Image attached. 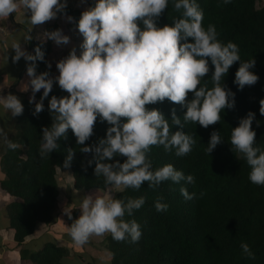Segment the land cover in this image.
Segmentation results:
<instances>
[{"label": "clouds", "instance_id": "1", "mask_svg": "<svg viewBox=\"0 0 264 264\" xmlns=\"http://www.w3.org/2000/svg\"><path fill=\"white\" fill-rule=\"evenodd\" d=\"M85 2L80 0L81 4ZM223 3H231V0H223ZM67 7L68 0H0V20L23 9L24 14H30L27 17L32 28L57 19L58 14L72 21L73 17L67 16ZM168 7L169 0H96L94 6L81 13L77 24L83 37L79 55L73 47L67 57L60 59L56 63L57 76L51 75L52 65L45 61V52L40 46L33 55L20 42L12 45L14 63L21 58L32 62L27 67L32 92L29 103L43 90L40 102L35 103L34 115L44 110L43 101L54 84L68 93L49 100V112L55 116H52L51 127L43 129L39 149L42 158L58 150L57 141L67 139L69 129L76 143L85 145L94 135L99 120L110 125L106 136L92 146L81 147L80 151L93 154L88 165L95 162V176H103L110 189L139 190L145 182L151 189L165 181L195 184L193 175L185 176L172 164L153 170L149 155L153 146H163L166 152L175 150L177 157L188 155L196 144L195 138L184 131L172 132V126L182 129L184 124L191 123L207 129L220 123L223 110L235 107V93L223 81L237 61L240 64L234 83L240 90L254 86L259 76L252 71L255 58L241 61L237 44L221 42L215 25L205 28L204 12L196 0H172V7L181 14L180 18L159 27L157 22ZM43 35L60 48L71 43V38L60 28ZM31 39L29 35L25 41ZM37 60L45 62L49 70L37 74ZM210 71L211 89L205 82ZM189 94L192 95L190 100ZM166 100L186 108L183 123L174 109L170 126L160 110L148 107ZM0 106L12 117L24 111L20 99L13 94L0 96ZM259 112L264 116V100L260 101ZM254 119L255 113L249 112L232 128L230 144L238 158L245 159L250 166L249 180L264 186V149L257 146L256 132L252 128ZM0 142L7 143L11 150L19 147L8 139L4 127H0ZM223 142L219 131H213L206 154L210 155ZM74 157L75 151L68 149L65 168L71 166ZM117 157L125 158L124 162L115 159ZM180 192L186 200L195 197L187 188L181 187ZM161 200L157 199L155 209L167 212L169 205ZM145 202L144 196L117 199L112 190L102 195H84L81 214L71 223L69 235L80 247L93 237L104 235H110L117 242L130 238L136 243L142 236L140 225L135 219L125 217H132ZM67 214L72 219L71 214ZM240 247L244 256L255 259L247 243L242 242Z\"/></svg>", "mask_w": 264, "mask_h": 264}, {"label": "trees", "instance_id": "2", "mask_svg": "<svg viewBox=\"0 0 264 264\" xmlns=\"http://www.w3.org/2000/svg\"><path fill=\"white\" fill-rule=\"evenodd\" d=\"M260 1L263 0H231V3L224 4L223 0H196L204 12L205 28L213 24L221 42L237 44L241 61L255 58L256 65L252 71L259 76V80L254 86L240 90L234 83L240 64L237 61L223 81L235 93L234 109L223 110L220 123L207 129L191 123L184 124L182 129L172 126V132L184 131L195 138L192 152L177 157L175 150L166 152L163 146H153L149 154L153 170L172 164L185 176L193 175L195 184L165 181L156 189H151L145 182L139 190L117 192L114 195L117 199L144 196L146 202L132 217H125L126 220L135 219L140 225L142 236L138 242L132 243L130 238L117 242L110 235L105 236V245L111 256L109 264H264V186L249 180L250 166L245 159L238 158L230 144L232 128L253 112L252 128L256 132V143L264 149V116L259 112L260 101L264 100V5ZM95 3L96 0L88 1V8ZM84 10L68 5L66 12L73 17L74 26L77 27ZM180 15L174 11L172 0H169V7L158 20V26L171 24ZM35 64L37 74L49 70L43 61L37 60ZM210 76L211 71L205 77L209 89L213 87ZM42 94L43 90L36 93L33 103L22 102L23 114L15 117L16 134L9 138L19 147L11 150L6 143L1 157V168L5 174L1 186L19 199L6 207L10 227L14 229L18 243L33 232L37 223H48L52 219L59 195L56 171L64 167L68 149L75 151L68 167L74 189L109 187L105 185L103 176H95V162L88 165L93 154L80 151L81 147L92 146L106 136L110 126L106 122L97 121L94 135L85 145H78L69 129L67 139L57 141L58 150L46 159L40 156L43 129L51 127L52 116H55L49 112V100L52 96L61 98L68 93L60 88L52 90L43 101L44 110L34 115L35 103L40 102ZM191 98L189 94L188 99ZM148 107L160 110L170 126L174 109L183 123L185 107L167 100ZM213 131H219L224 142L209 155L205 149ZM115 159L123 163L125 158ZM181 187L187 188L190 194L195 193V197L186 200L180 192ZM160 198L162 203L169 205L167 212L155 209V202ZM76 212H70L71 217H75ZM242 242L250 246L255 254L254 260L243 255ZM21 254L25 256L23 251ZM66 254V249L50 242L44 244L39 252H28L29 259L35 264H63L61 259Z\"/></svg>", "mask_w": 264, "mask_h": 264}, {"label": "crops", "instance_id": "3", "mask_svg": "<svg viewBox=\"0 0 264 264\" xmlns=\"http://www.w3.org/2000/svg\"><path fill=\"white\" fill-rule=\"evenodd\" d=\"M88 1L90 0H86L85 3L81 4L80 0H68V5L72 8L87 9ZM28 15L30 14H24L23 9H20L13 15H10L8 19L2 20L6 33L0 35V96L13 94L20 99L21 103L24 101L29 102L32 96L29 85L30 78L27 76V67L31 62H26L21 58L18 63H14L12 57L15 55V52L12 49V45L20 42L33 55L35 54V48L40 46L46 53L47 62H50L52 65L50 70L51 75L57 76L59 73L56 63L60 59L67 57L73 47L76 48L79 55L81 51L79 45L83 41V37L73 24V20L68 21L66 16L58 14L57 19L32 28V25L28 21ZM57 28L62 29L63 33L71 38V43L63 48L57 47L51 40H46L43 35L46 31L50 32ZM29 35H31L32 39L26 42L25 38ZM55 89H59L58 84H54L53 90ZM0 127L5 128L8 139L12 137L15 131V117H12L11 113H7L2 106H0ZM5 146V142H0V264H35L29 259L28 252H39L42 250L44 244L48 242L62 246L67 250V254L61 259L63 264H109L110 260H103L102 263H97V258L93 255L88 256L87 244L83 247L74 244L69 235V227L73 220L78 217H72L70 221L68 217H64L62 212L65 213L66 211H61L60 201L57 202L52 219L48 223H37L33 232L27 235L21 243L15 240V231L10 227L6 207L11 202L19 199L9 194L1 186V181L5 178V174L1 168V157ZM73 190L69 199L71 198L73 206L79 211L84 195H102L106 191H114L115 189L93 188L89 190ZM113 194L115 193L113 192ZM58 198H60V195ZM105 236H101L103 237V242ZM21 251L25 253V256H22Z\"/></svg>", "mask_w": 264, "mask_h": 264}, {"label": "rangeland", "instance_id": "4", "mask_svg": "<svg viewBox=\"0 0 264 264\" xmlns=\"http://www.w3.org/2000/svg\"><path fill=\"white\" fill-rule=\"evenodd\" d=\"M260 2L262 5H264V0ZM15 134H16V131L13 132L12 136H14ZM21 149H24V148L21 147ZM56 181H57V186H58L59 195H60V198H58L57 202L60 201L59 205L61 206V211L62 210L66 211L65 213L62 212V214L64 217H67L68 216L67 213H70L73 210L78 211L77 208L73 206L71 202L72 201L71 198L69 199V197L71 196V192L74 191L73 190L74 188H73V177L68 167L67 168L65 167L57 168ZM108 189L109 187L107 188V190ZM118 191H121V190H114L113 192L116 194ZM93 196H96V195H93ZM79 212L80 210L76 212L75 217L80 216L81 212L80 214H78ZM89 243L90 245L87 244V255L88 256L93 255L95 258H97V263H102L103 260L105 261L111 260V256L108 253L106 245H105V241L103 242V237H93L89 241Z\"/></svg>", "mask_w": 264, "mask_h": 264}, {"label": "built area", "instance_id": "5", "mask_svg": "<svg viewBox=\"0 0 264 264\" xmlns=\"http://www.w3.org/2000/svg\"><path fill=\"white\" fill-rule=\"evenodd\" d=\"M6 33V29L2 23V20H0V35L5 34Z\"/></svg>", "mask_w": 264, "mask_h": 264}]
</instances>
